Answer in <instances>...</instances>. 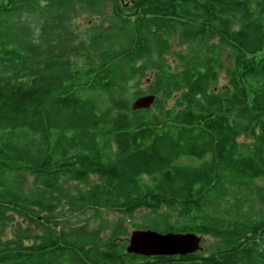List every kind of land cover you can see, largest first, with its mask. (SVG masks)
Instances as JSON below:
<instances>
[{
    "label": "trees",
    "instance_id": "16d2710c",
    "mask_svg": "<svg viewBox=\"0 0 264 264\" xmlns=\"http://www.w3.org/2000/svg\"><path fill=\"white\" fill-rule=\"evenodd\" d=\"M0 264H264V0H0Z\"/></svg>",
    "mask_w": 264,
    "mask_h": 264
},
{
    "label": "water",
    "instance_id": "95a60500",
    "mask_svg": "<svg viewBox=\"0 0 264 264\" xmlns=\"http://www.w3.org/2000/svg\"><path fill=\"white\" fill-rule=\"evenodd\" d=\"M154 94H144L130 103L132 110L149 108ZM202 236L193 232H159L154 229H133L127 237L126 252L142 256L185 255L202 249Z\"/></svg>",
    "mask_w": 264,
    "mask_h": 264
},
{
    "label": "rangeland",
    "instance_id": "374dc122",
    "mask_svg": "<svg viewBox=\"0 0 264 264\" xmlns=\"http://www.w3.org/2000/svg\"><path fill=\"white\" fill-rule=\"evenodd\" d=\"M88 19H85L84 16H79L76 18V23L78 25V28L84 27L85 24L88 22ZM145 82L146 80H143L141 86L144 88L145 87ZM225 82V78L223 76V73L220 74V78H219V85H222ZM139 215L138 214H134V221H138ZM133 230V229H129V232ZM36 233H39L38 231H35ZM33 233V232H32ZM212 242L211 240L207 237V236H202V240H201V246L202 249L204 246H208L210 245Z\"/></svg>",
    "mask_w": 264,
    "mask_h": 264
},
{
    "label": "flooded vegetation",
    "instance_id": "af4514ba",
    "mask_svg": "<svg viewBox=\"0 0 264 264\" xmlns=\"http://www.w3.org/2000/svg\"><path fill=\"white\" fill-rule=\"evenodd\" d=\"M91 20H89L87 23L89 24Z\"/></svg>",
    "mask_w": 264,
    "mask_h": 264
}]
</instances>
